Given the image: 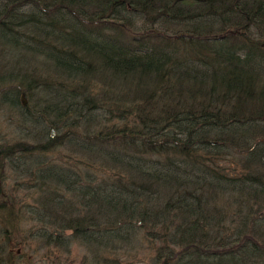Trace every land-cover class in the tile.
I'll return each mask as SVG.
<instances>
[{
	"label": "trees",
	"instance_id": "obj_1",
	"mask_svg": "<svg viewBox=\"0 0 264 264\" xmlns=\"http://www.w3.org/2000/svg\"><path fill=\"white\" fill-rule=\"evenodd\" d=\"M0 108V264H264V0H0Z\"/></svg>",
	"mask_w": 264,
	"mask_h": 264
},
{
	"label": "rangeland",
	"instance_id": "obj_2",
	"mask_svg": "<svg viewBox=\"0 0 264 264\" xmlns=\"http://www.w3.org/2000/svg\"><path fill=\"white\" fill-rule=\"evenodd\" d=\"M26 98V97H25ZM22 124L19 122L16 123L15 114L8 110L7 108H0V144L1 145H11L13 146L15 143L20 142L25 143L26 139H24L22 133L16 128H20L23 133L26 129L24 126L21 127ZM31 143V142H30ZM12 154L7 158L4 155H0V204L4 203L6 190L13 187L15 182V171L11 169V165L13 162H30V159L24 158L22 155H25V152H20L18 150H12ZM21 155V156H20ZM20 156V157H19ZM13 167V166H12ZM22 180V178L20 179ZM26 191L23 190L21 193L25 194ZM7 218L4 216L2 212H0V228L4 229L7 227L6 223ZM10 225V224H8ZM23 227H27L25 223H23ZM11 226V225H10ZM40 256L43 254L40 253ZM44 264H53L50 263L49 259L43 260ZM41 264V263H39Z\"/></svg>",
	"mask_w": 264,
	"mask_h": 264
},
{
	"label": "water",
	"instance_id": "obj_3",
	"mask_svg": "<svg viewBox=\"0 0 264 264\" xmlns=\"http://www.w3.org/2000/svg\"><path fill=\"white\" fill-rule=\"evenodd\" d=\"M20 99H21L22 105H25L26 102H27V100H26V98H25V94H24V93L21 94ZM52 134H53V133H52Z\"/></svg>",
	"mask_w": 264,
	"mask_h": 264
}]
</instances>
